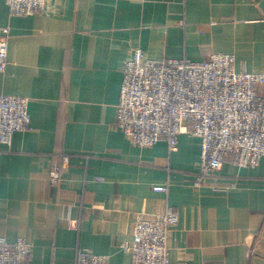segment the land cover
<instances>
[{
	"label": "crops",
	"instance_id": "1",
	"mask_svg": "<svg viewBox=\"0 0 264 264\" xmlns=\"http://www.w3.org/2000/svg\"><path fill=\"white\" fill-rule=\"evenodd\" d=\"M48 12L12 16L0 93L29 99L31 129L0 153V237L33 244L28 264H75L78 251L131 264L135 217L154 220L172 206L171 264H264V157L230 160L193 187L201 145L187 133L134 146L116 126L123 67L148 59L203 61L233 54L236 68L264 73V0H48ZM264 98V83L256 86ZM70 156L62 181L50 173ZM169 184V192L155 187ZM225 187L218 192L214 187Z\"/></svg>",
	"mask_w": 264,
	"mask_h": 264
},
{
	"label": "built area",
	"instance_id": "2",
	"mask_svg": "<svg viewBox=\"0 0 264 264\" xmlns=\"http://www.w3.org/2000/svg\"><path fill=\"white\" fill-rule=\"evenodd\" d=\"M12 16L48 12V0H3ZM10 29L0 34V76L8 67ZM264 73L237 70L233 54L213 53L203 61L187 58L148 59L137 49L123 67L116 126L140 148L161 141L169 151L178 147L179 137L191 134L201 145L199 171L193 187L201 189L221 172L227 161L236 166L256 167L264 157V98L256 86ZM31 129L29 99L0 93V153L13 135ZM70 156L62 154L50 173L54 185L62 181ZM169 192V184L155 187ZM226 191L225 187H214ZM179 223L177 211L167 206L148 220L135 217L132 241L122 244L131 264H171L169 234ZM33 244L26 239L10 243L0 237V264H28ZM75 264H109L106 256L80 250Z\"/></svg>",
	"mask_w": 264,
	"mask_h": 264
}]
</instances>
